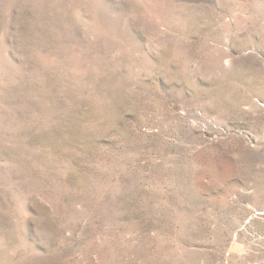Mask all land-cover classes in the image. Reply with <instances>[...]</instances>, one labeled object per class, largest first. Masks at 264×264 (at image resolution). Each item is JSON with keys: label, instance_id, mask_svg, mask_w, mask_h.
Wrapping results in <instances>:
<instances>
[{"label": "rangeland", "instance_id": "1", "mask_svg": "<svg viewBox=\"0 0 264 264\" xmlns=\"http://www.w3.org/2000/svg\"><path fill=\"white\" fill-rule=\"evenodd\" d=\"M0 264H264V0H0Z\"/></svg>", "mask_w": 264, "mask_h": 264}]
</instances>
